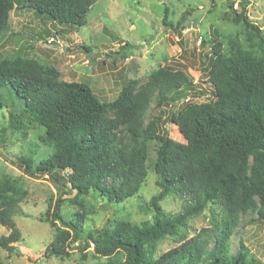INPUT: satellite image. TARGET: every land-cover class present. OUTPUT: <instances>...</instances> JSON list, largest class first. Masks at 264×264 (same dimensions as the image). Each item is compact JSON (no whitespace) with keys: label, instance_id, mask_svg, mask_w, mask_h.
Returning a JSON list of instances; mask_svg holds the SVG:
<instances>
[{"label":"trees","instance_id":"16d2710c","mask_svg":"<svg viewBox=\"0 0 264 264\" xmlns=\"http://www.w3.org/2000/svg\"><path fill=\"white\" fill-rule=\"evenodd\" d=\"M95 2L23 0L25 8L75 29L85 26ZM14 3L0 0V38ZM238 3L240 10L233 12L232 21L259 34L258 26L245 15L248 1ZM163 25L172 27L165 20ZM235 47L234 54L225 56L219 41L211 46L209 82L214 99L186 103L177 112L171 110L167 120L160 114L184 100V92L193 84L183 71L158 69L138 90L129 82L115 100L105 103L86 84L55 82L50 68L41 72L32 65L6 68L0 63V110L6 109L9 129L20 131L33 123L43 129L40 140L53 151L38 166L33 167L31 157L21 159L28 175H47L76 195L93 191L110 204H120L138 194L147 176L149 147L155 146L152 168L159 191L148 204L152 221L125 224L110 237L94 236L91 231L81 234L78 225L69 222L73 241L81 239L86 246L91 242L103 256L122 248L127 254L123 264H261L244 260L239 253L228 258L225 251L238 211L252 205V196L259 203L257 220L264 221V102L259 99L264 92V58ZM153 102L156 114L146 123ZM105 112L112 117H101ZM169 124L177 127L184 142L168 136ZM116 147L119 167L106 164ZM250 158L251 166L246 168ZM247 171L248 177L242 179ZM9 191L14 192L13 186L0 181V225L10 229L0 237V249L11 252L21 238L13 224L18 200L6 194ZM168 196L183 202L174 215L166 214L160 205ZM208 204L222 206L221 219L190 239L179 236L175 240L180 245L157 253L165 237L176 238L177 231ZM56 217L60 220L59 214ZM69 237L58 232L47 255L65 257Z\"/></svg>","mask_w":264,"mask_h":264},{"label":"rangeland","instance_id":"374dc122","mask_svg":"<svg viewBox=\"0 0 264 264\" xmlns=\"http://www.w3.org/2000/svg\"><path fill=\"white\" fill-rule=\"evenodd\" d=\"M14 1L0 38L3 67L32 65L41 72L50 68L55 71V82L86 84L105 103L115 100L129 82L138 90L158 69L183 71L193 84L184 92V100L163 110V120H167L171 110L177 112L186 103L214 99L209 71L211 46L215 42L221 43L225 56L234 54L235 45H239L245 53L264 58V0H246L245 15L258 26L259 34L232 21L233 12L240 10L239 0H96L85 26L79 29L51 22L25 8L23 0ZM163 20L172 27L164 26ZM259 99L264 102V92ZM154 106L155 102L145 114L146 123L156 114ZM101 117H112V113L105 112ZM167 131L171 139L184 142L176 126L169 124ZM43 135V129L33 123L25 124L20 131L10 130L6 109L0 110V181H8L14 188L13 193L6 194L18 200L19 211L13 224L21 238L13 244V251L0 249V264H123L125 250L117 248L103 256L93 243L86 246L81 239L73 241L67 224L78 225L81 234L91 231L94 236L110 237L125 224L151 222L153 215L148 204L159 191L152 168L155 146L149 147L147 176L138 194L120 204H110L96 192L79 196L47 175L36 173L32 177L25 172L21 159L31 157L34 167L53 152L40 140ZM116 150L117 147L112 150L107 165L119 167ZM251 163L250 158L246 168ZM248 171L242 179L248 177ZM251 201L247 209L238 211L237 224L226 241V256L239 253L244 260L264 264V221L257 220V198L252 196ZM182 204V200L172 196L160 203L164 212L171 215L181 211ZM222 214L220 204H208L189 220L187 227L177 231L176 238L165 237L158 244L157 253L180 245L176 243L179 236L190 239L210 228ZM60 231L70 236L67 255L48 256L46 250ZM9 233L10 229L0 225V237Z\"/></svg>","mask_w":264,"mask_h":264}]
</instances>
